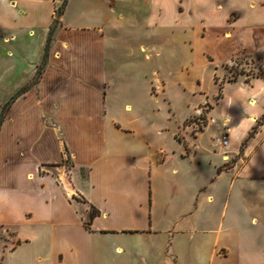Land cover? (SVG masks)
<instances>
[{"label": "crops", "instance_id": "0c3cea01", "mask_svg": "<svg viewBox=\"0 0 264 264\" xmlns=\"http://www.w3.org/2000/svg\"><path fill=\"white\" fill-rule=\"evenodd\" d=\"M56 1L0 0L13 97L44 60ZM70 1L39 81L3 109L0 227L14 229L17 241L2 264H222L250 254L251 228L264 230V0H150V25L195 17L197 49L213 40L228 46L221 63L246 57L261 65L240 80L248 97L236 104L224 93L208 114L227 102L221 120L192 140L158 124L151 94L111 92L122 82L113 67L126 25L122 2L136 13V0H99L72 17ZM207 55L215 61L206 48ZM239 107L250 114L235 124ZM225 125L226 150L218 142ZM67 155L70 169L42 171Z\"/></svg>", "mask_w": 264, "mask_h": 264}, {"label": "rangeland", "instance_id": "374dc122", "mask_svg": "<svg viewBox=\"0 0 264 264\" xmlns=\"http://www.w3.org/2000/svg\"><path fill=\"white\" fill-rule=\"evenodd\" d=\"M93 1L95 0H71L67 8L68 15L72 17L73 13L80 12L81 14L85 7L88 10L97 9L99 0L95 3ZM64 2L65 0L56 1L55 17ZM135 2L134 6L138 11L136 13L129 10L130 6H127L125 1L122 2L123 11L121 13L126 17L124 20L126 25L116 37L117 56L113 63V67L118 68L117 76L122 82L119 88L117 87V92L115 87L111 89V92L118 93L123 98L132 94L145 95V97L151 94L155 98V108L160 112L159 118L155 119L158 124L165 128H182L185 131H180V137L192 140L196 138L197 133L204 132L209 125L216 124L214 119L221 120V114L226 110L227 102L217 108L214 118H210L208 114L215 108L224 93L228 100L236 104H239V100L243 101L248 97L249 91L243 81L260 74V62L255 59L238 57L221 63L228 53V46H220L210 40L200 46L202 50L197 49L193 29L196 23L195 17L188 18L185 22L186 26L173 24L154 26L147 21L150 12L153 11L151 1L136 0ZM84 23L91 24L93 20L88 19ZM29 30L28 27L23 28L22 33H27ZM35 31L38 30L35 28ZM39 34L40 32H37V36ZM3 47V37L0 33V120L5 105L13 97L12 83L16 78L15 73L11 76L5 72ZM206 48L208 52L213 53L215 61H211L208 55L207 59L204 58ZM128 63H133L134 66ZM232 82H237V84L226 86ZM218 94L221 95L220 98ZM237 113L234 116V123H237L240 118L247 119L246 115L249 112L247 108L239 107ZM216 129L214 126L212 132ZM227 129L228 126L218 134L219 146L224 150L229 148V143L224 144L223 139L224 134L229 136ZM241 133L242 131L239 130L237 134ZM227 140L230 141L229 138ZM3 142L2 136L0 155H3ZM4 166L5 164L0 165L1 175L8 172V167ZM60 166L66 170L71 168L69 155L59 165L44 166L42 171L44 173L45 171L58 172L57 167ZM21 183L23 185L24 182L21 181ZM262 208H264L263 204ZM260 216L261 221L264 222V212ZM3 217V211L0 210V219ZM250 232L255 244L248 246L252 252L242 255L234 254L222 264H264V253L260 251L264 241V230L258 226L252 227ZM16 241L14 229L0 227V264H2L4 253L9 252Z\"/></svg>", "mask_w": 264, "mask_h": 264}, {"label": "trees", "instance_id": "16d2710c", "mask_svg": "<svg viewBox=\"0 0 264 264\" xmlns=\"http://www.w3.org/2000/svg\"><path fill=\"white\" fill-rule=\"evenodd\" d=\"M66 3H67V0H65V2H64V4H63V7H61V8L59 9V11H57V16L55 17V20H54V26L52 27V30H51V32H50L49 41H48V44H47V47H46V54H45L44 60H43L42 64L39 66V68H38L37 74H36V76H35V78H34V81H33L32 85L35 84L37 81H39V79H40V77H41V75H42V73H43V69H44V66H45V64H46L47 57H48V52H49V48H50V43H51V40H52V38H53L54 32H55V30H56V28H57V25H58V23H59V20H58V19H60V16L62 15V13H63V11H64V7H65ZM32 85H30V86H26V87H24L23 89H21V90H20V91H19V92H18V93L12 98V101L6 104L5 109H7V108L9 107V105H10V104H11V103H12L17 97H19V96H21L22 94H24L25 92H27L28 89H29ZM218 97L220 98L221 95L218 94ZM263 119H264V117H263ZM2 122H3V116H2V119L0 120V130H1ZM256 130H257V128H255L253 132H255ZM253 132H252V133H253ZM97 214H98V211H97L95 208H92V209H91V212H90V220H92Z\"/></svg>", "mask_w": 264, "mask_h": 264}, {"label": "built area", "instance_id": "2783aa9c", "mask_svg": "<svg viewBox=\"0 0 264 264\" xmlns=\"http://www.w3.org/2000/svg\"><path fill=\"white\" fill-rule=\"evenodd\" d=\"M213 122H214V120H212ZM225 127H227V125H225ZM227 132L229 133V130L227 129ZM229 138V136L227 135V134H224V137H223V139H224V144H228L229 143V141L227 140Z\"/></svg>", "mask_w": 264, "mask_h": 264}]
</instances>
